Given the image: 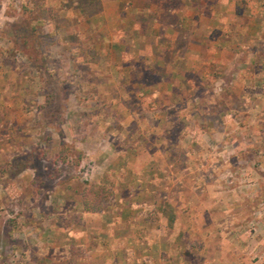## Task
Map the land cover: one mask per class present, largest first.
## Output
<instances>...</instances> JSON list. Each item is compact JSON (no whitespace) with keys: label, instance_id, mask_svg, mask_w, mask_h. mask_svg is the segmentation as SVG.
<instances>
[{"label":"crops","instance_id":"obj_1","mask_svg":"<svg viewBox=\"0 0 264 264\" xmlns=\"http://www.w3.org/2000/svg\"><path fill=\"white\" fill-rule=\"evenodd\" d=\"M13 1L36 0H0V213L17 218L4 237L13 257L25 264H258L250 248L264 236L251 226L264 218L242 215L239 201L250 196L236 172L249 159L248 132L264 133V0H98L84 12L44 0L80 22L82 40L47 21L49 52L59 59L52 60L66 69L59 95L68 106L60 122L47 124L48 143L55 154L76 148L82 155L72 163L76 173L59 174L46 195L26 152L38 149L37 156L47 145L41 111L28 123L26 109L28 72L36 82L43 69L25 53L38 27L23 12L8 13ZM92 25L89 39H96L85 45ZM34 92L32 102L41 95ZM94 184L113 189L99 210L84 204Z\"/></svg>","mask_w":264,"mask_h":264},{"label":"rangeland","instance_id":"obj_2","mask_svg":"<svg viewBox=\"0 0 264 264\" xmlns=\"http://www.w3.org/2000/svg\"><path fill=\"white\" fill-rule=\"evenodd\" d=\"M77 1H81V0H62L61 4L62 6H66V5L69 6L71 2L74 4V3H77ZM171 1L177 2V0H171ZM30 4L17 5L16 1H13L11 2L10 8L8 9V13L11 15H14L16 13L18 14L20 12H23L24 14H26L29 20L31 21L36 20L35 26L38 27L37 36L41 34V37L39 36L36 37L37 39L40 38L41 48H39L38 46V41L36 45V41L32 40V37H30V40L26 41L27 48L25 50V53L27 54V56H30L32 59L37 60L38 63L43 65V69L42 71H40L39 77L37 74L36 82H34L35 79L32 78V75H29V72H28V80L30 81V84L28 82V86H29L28 88L30 89V92H31L30 95L32 97V100L28 101L26 105V109L28 112V116H27L28 123L34 122V119L36 117L34 115L35 109H38L41 111L40 112L41 115L37 116V120H40L43 126V130L41 132L40 138L43 141H47L46 142L47 145L42 148V151L38 153L37 156L35 155V152H37L38 149L36 150V149L28 148L26 152H27V157H28V164L32 163L34 166H37L36 171L38 174V182L42 186L41 188H42L43 195H46V194H49L51 190H53L52 188L55 184V178L59 174L63 173L67 175L71 173L72 174L76 173V171H74L73 164L82 155L81 151L76 148L64 149L62 154L60 155H58V153L55 154L52 151L53 149L51 148V144L48 143V141L53 139L54 134L51 132L52 130H49V128L46 127L47 124H49L51 121H57V120H59L60 122L61 119L64 117V114L67 112L68 106L66 104L65 98L59 95V93L62 90H66L67 88V85L65 84L66 69L62 63H58L57 61L54 62L52 60V59H55L56 57L53 56L54 55L53 52L52 54L51 52H49V43L51 42V38L49 37V34L45 32L48 30V27L46 26L47 21L51 17H53L56 20V22L64 28L65 33L63 32V35L68 33V38H70V40L74 42L79 40L81 44H82V40L80 39V37H78L75 34L76 29H80V27L78 26L80 22L79 21L77 22L76 18L75 20H71V19L67 20L66 17L61 16V14L58 12L59 9L56 11L54 8H50L49 6L46 5L44 0H36V3H34V6ZM87 7L89 10H95L98 7L97 1L94 4H89ZM62 13H63L62 15H65L64 12ZM29 20L27 21V27H26L27 31H31ZM86 24L89 25L90 22ZM23 25H26V24L23 23ZM84 27L86 28L87 25ZM89 27L90 28H87L88 29L87 32L84 31L83 33V37L85 39L83 43L85 45L86 43L88 44L91 42L94 43V40L96 39L95 35L91 39L89 38H90V35L93 34L97 30L98 28L97 25H92ZM13 40H14V43L10 47L11 49L10 55H12L11 56L12 62L15 63L16 61H18L16 57V55H18V51L16 49H19L18 48L19 40L15 38ZM42 48L45 51L41 50ZM58 53H60L59 50H57L55 54L58 55ZM21 54L23 55V53ZM88 54H89L91 61L97 58L96 57L97 55L94 54L93 51L92 53H88ZM60 59L62 60L63 58H60ZM105 59L110 60L112 59V57L110 56V54H106ZM242 59H246V56H243ZM56 60H59V59L56 58ZM104 71H105L104 73L106 72L108 73L107 74L108 77H111L112 75L114 76V74L111 75L110 69L107 68ZM252 71H250L249 73H252ZM94 72L95 71L92 70V72H90L89 74V76L90 77L92 76L93 79L96 78L97 76L96 75L97 73L95 74ZM73 73H74L73 76L74 75L80 76L77 69L75 68L73 69ZM100 75L101 77H104L102 74ZM76 78L77 79L75 80V83L81 86L80 78L79 77H76ZM34 91L41 92V95L35 102H32L33 96L36 93ZM73 103H74L75 108L76 107L79 108V105L77 104L78 103L77 100H74ZM14 107L18 108V105L16 104V106ZM79 118L80 117L78 116L74 117V121L77 122ZM31 135L32 133H27V137H26L27 140L34 139ZM262 135H264L262 131L261 132L252 131L250 133L248 132V136H249L248 138L251 139L250 141L251 144L249 146V150L246 151L247 153L246 156L249 155V159L246 162L240 163L239 170L238 172H236L240 174L238 175V178H239L238 181L240 182V184L243 183L241 184L242 189L249 190V191L245 190V192L250 196L248 198H245L247 196H245L246 194L244 193V196H242L244 198L241 197V201H239V203H242L246 209L242 213V215L246 217V219H251L253 221H255L260 216L264 218V174H261V172L264 173V158H263L264 157V137ZM242 140H245V138L243 137ZM227 152H230V149H228ZM246 187L247 188L249 187V188L247 189ZM241 195H243V193ZM226 200H227V197L225 198V201ZM14 211L17 212V209H15ZM28 211H29V208L27 209V212ZM14 219L17 223V218L13 216H11V218L10 217L8 218L6 217V215L3 216L0 213V264H25L21 261H18L19 260L18 256L15 255V258L13 257L12 251H9V250H12V245H6L4 243V239H5L4 237H9L8 236V231H9L8 222ZM12 224H14V221H12ZM251 230H252V235L261 234L264 236V224L262 223L252 224ZM237 234L242 235V232L239 231ZM259 251H261V257L258 256ZM250 252L252 253V258H251L252 262H258V264L260 263L264 264V244H261L259 247L258 245H256V243H253L251 245ZM10 258L12 260H10ZM30 263L31 262H28V264Z\"/></svg>","mask_w":264,"mask_h":264},{"label":"trees","instance_id":"obj_3","mask_svg":"<svg viewBox=\"0 0 264 264\" xmlns=\"http://www.w3.org/2000/svg\"><path fill=\"white\" fill-rule=\"evenodd\" d=\"M97 1V5L99 6L98 0H84L77 1L78 7L84 12V8H87L89 4H94ZM97 9V8H96ZM41 22V21H40ZM43 27V26H41ZM33 29H36V26H33ZM37 35V34H36ZM37 36H33L32 40ZM112 187L105 186L102 184H94L87 188L86 197L84 199V204L86 208L99 210L102 208L104 201L109 199L113 193Z\"/></svg>","mask_w":264,"mask_h":264}]
</instances>
